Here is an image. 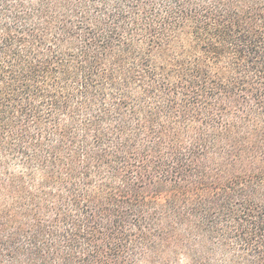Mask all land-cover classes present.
I'll use <instances>...</instances> for the list:
<instances>
[{
	"label": "trees",
	"instance_id": "trees-1",
	"mask_svg": "<svg viewBox=\"0 0 264 264\" xmlns=\"http://www.w3.org/2000/svg\"><path fill=\"white\" fill-rule=\"evenodd\" d=\"M0 264H264V0H0Z\"/></svg>",
	"mask_w": 264,
	"mask_h": 264
}]
</instances>
